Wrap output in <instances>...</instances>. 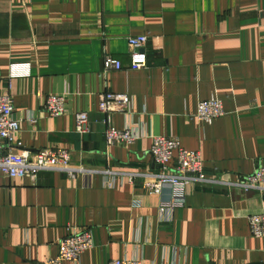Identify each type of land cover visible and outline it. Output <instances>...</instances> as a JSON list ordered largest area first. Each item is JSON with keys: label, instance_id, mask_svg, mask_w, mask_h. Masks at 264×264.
<instances>
[{"label": "crops", "instance_id": "crops-1", "mask_svg": "<svg viewBox=\"0 0 264 264\" xmlns=\"http://www.w3.org/2000/svg\"><path fill=\"white\" fill-rule=\"evenodd\" d=\"M140 35L148 66L102 75L104 54L129 64L128 38ZM14 66L30 75L12 77ZM5 90L21 121L15 151L64 148L99 172L0 175V264H47L75 227L91 229L94 247L63 264H264V237L249 226L264 194L234 184L264 163V0H0ZM105 91L128 93L127 110L100 111ZM50 94L67 97L68 113L47 115ZM211 98L225 115L202 122L198 103ZM75 111L87 112V132L76 130ZM106 117L136 141L107 147ZM155 135L200 151L206 175L233 184L197 183L163 217L171 190L143 188V175L160 170Z\"/></svg>", "mask_w": 264, "mask_h": 264}, {"label": "built area", "instance_id": "built-area-1", "mask_svg": "<svg viewBox=\"0 0 264 264\" xmlns=\"http://www.w3.org/2000/svg\"><path fill=\"white\" fill-rule=\"evenodd\" d=\"M130 46V62L125 65L122 60L110 53L103 57L102 75L113 70L130 68L143 69L148 66L147 44L145 35L131 36L128 38ZM12 77H25L29 71L20 72L14 66ZM130 96L126 92L105 91L100 94L99 109L105 114L120 110H127ZM44 110L48 116L57 117L68 113L67 97L63 94H50L44 102ZM225 108L221 100L211 98L201 100L197 106V118L206 123H212L217 118L225 115ZM76 130L80 133L87 132L88 114L86 111H75ZM34 119H31L33 121ZM104 131L107 147L116 143L131 144L137 139V134L132 128L118 129L106 117ZM21 121L14 116V104L8 90L0 94V175L11 179L28 177L36 180L40 172L54 171L65 174L70 178L78 176L91 177L99 172L73 163L71 153L64 148H45L38 153L28 151L19 153L13 149V144L20 129ZM153 161L160 166L157 172L144 176L143 188L152 193H161L165 188L171 190L169 201H163L159 207L160 214H172L177 207L184 206L192 186L197 183H222L231 185V182L217 181L205 173L204 161L200 151L189 150L183 147L177 138L155 135L150 148ZM173 162V167L169 163ZM108 169L102 173L108 174ZM133 176L130 182L133 181ZM245 191H258L264 194V163L254 172L248 174L239 182L234 183ZM134 206H140L141 201L135 199ZM250 233L253 237H264V213L249 216ZM94 247V238L91 229L73 228L59 242V253L50 258L47 264H63L65 261H78L81 254ZM108 264H143L137 258H116Z\"/></svg>", "mask_w": 264, "mask_h": 264}]
</instances>
